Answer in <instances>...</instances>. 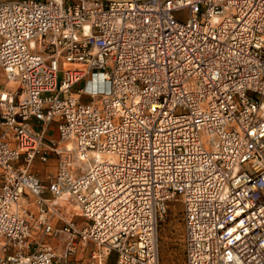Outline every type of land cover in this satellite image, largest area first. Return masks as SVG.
<instances>
[{"label": "built area", "instance_id": "built-area-1", "mask_svg": "<svg viewBox=\"0 0 264 264\" xmlns=\"http://www.w3.org/2000/svg\"><path fill=\"white\" fill-rule=\"evenodd\" d=\"M0 69V264H160L177 198L186 264H264V0L1 2Z\"/></svg>", "mask_w": 264, "mask_h": 264}, {"label": "rangeland", "instance_id": "rangeland-1", "mask_svg": "<svg viewBox=\"0 0 264 264\" xmlns=\"http://www.w3.org/2000/svg\"><path fill=\"white\" fill-rule=\"evenodd\" d=\"M176 17L180 21H183L186 17V12L181 13ZM1 72L2 81L0 83V92H15L18 88V85L15 83L8 84L3 70H1ZM97 82L98 79L95 78L94 81L91 82L93 84L92 88L88 89V91H91L93 88H95L97 86ZM83 87L84 84H81L76 87V90L81 89ZM84 101L87 102L88 99L85 98ZM48 139L55 142L59 140V136L56 133V126L52 125L50 127ZM51 158V161L45 167V173L47 174V176H52L55 173L56 157L52 156ZM183 215L184 206L181 199L177 198L168 204L166 212L163 214V218L160 222L159 227L160 264H186L185 229ZM78 222H81L79 218ZM53 242H56L57 247H59V252L57 253V255L62 256L65 252L63 246H60L62 244H60V241L58 240H53ZM94 249L95 248L93 246L85 247L83 245L78 244L77 252L72 256L68 257L67 261L70 264H90L92 262L91 253L94 251ZM116 260L117 256L116 254H114L111 257L109 264H115Z\"/></svg>", "mask_w": 264, "mask_h": 264}, {"label": "bare ground", "instance_id": "bare-ground-1", "mask_svg": "<svg viewBox=\"0 0 264 264\" xmlns=\"http://www.w3.org/2000/svg\"><path fill=\"white\" fill-rule=\"evenodd\" d=\"M95 78L98 79L97 86L95 88H93L91 91H88V89L92 88V86H93V84L91 83L92 81H90L87 84L86 91H85L87 94H92V93L97 92L99 90H103V91L108 90V86L103 82L102 76L98 75ZM73 150H74V146L72 144H70L67 146V148L65 149V152L63 154L70 155L73 152ZM97 158L101 159V157L98 155H92L91 158L87 161V163L81 165V167H83L84 170H86V167L88 169L89 166L93 163V161L96 160Z\"/></svg>", "mask_w": 264, "mask_h": 264}, {"label": "crops", "instance_id": "crops-1", "mask_svg": "<svg viewBox=\"0 0 264 264\" xmlns=\"http://www.w3.org/2000/svg\"><path fill=\"white\" fill-rule=\"evenodd\" d=\"M11 1H19V0H0V3L1 2H11ZM41 1H44V0H41ZM1 77H2V72H1V70H0V83H1ZM37 172H39L44 178H46L47 177V174L45 173V167H43V168H37ZM78 221V220H77ZM80 224L82 223V221L81 222H79ZM55 240H58V241H60V244H62V245H60V246H63V248L65 249V242L63 241V240H60V239H55ZM51 242V244L53 245V247L57 250V253L59 252V247H57V245H56V242L54 243L53 242V240H51L50 241ZM65 251V250H64ZM68 264H70V263H68Z\"/></svg>", "mask_w": 264, "mask_h": 264}]
</instances>
